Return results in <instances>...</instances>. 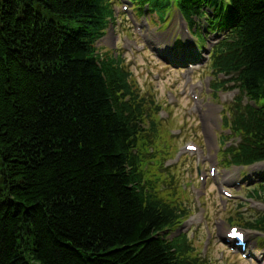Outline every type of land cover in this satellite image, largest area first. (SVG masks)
<instances>
[{
  "label": "trees",
  "instance_id": "16d2710c",
  "mask_svg": "<svg viewBox=\"0 0 264 264\" xmlns=\"http://www.w3.org/2000/svg\"><path fill=\"white\" fill-rule=\"evenodd\" d=\"M178 2L192 24L205 5L240 18L214 67L263 101L231 122L240 156L264 157V0ZM111 14L110 0H0V264H186L182 240L156 236L176 209L135 152L143 106L95 49Z\"/></svg>",
  "mask_w": 264,
  "mask_h": 264
},
{
  "label": "rangeland",
  "instance_id": "374dc122",
  "mask_svg": "<svg viewBox=\"0 0 264 264\" xmlns=\"http://www.w3.org/2000/svg\"><path fill=\"white\" fill-rule=\"evenodd\" d=\"M133 8H138L137 5H134ZM164 19L168 16V12H163ZM121 20L127 21V15L122 13L121 14ZM160 23V21H159ZM168 22H165L163 25V28H167ZM119 27V25H118ZM121 30H118L119 28H116L119 32H114L112 29H109L107 34L101 38V40L98 42V46L102 47V50H110L113 54L116 51L115 43L118 41L117 35L121 36L120 34L124 31L125 25L122 24ZM129 31V30H127ZM168 38L172 37L174 34V30H168ZM167 37V36H166ZM122 38V37H121ZM169 43V40H168ZM129 62V65L125 62V67L131 72V80L135 82V85L138 86L141 90L144 89L146 94H152V100H155L157 98L163 97L164 93H166V90L169 89V84H162L157 83L155 81V78L150 77V73L145 71V67L147 66V62L145 63L142 58H136V55L129 56L125 59ZM124 60V61H125ZM153 60L154 62H151ZM155 59L150 55V64L153 66L156 65ZM165 68V67H163ZM161 68V71L164 72L165 70ZM159 72V70H154V73ZM154 75V74H152ZM204 90L200 92V90H197L198 95H200L199 101L201 103L208 104L205 109H208L209 113L216 114L217 110L220 109V103L222 102V97H226L227 101L231 98L227 97V92H222L216 97L214 95H210L209 91H207V87L205 84L204 77H199ZM198 84L195 85L197 88L199 83V79L196 80ZM165 85V86H162ZM143 91V90H142ZM157 91V93L155 92ZM168 94H171V91H167ZM177 96L178 93L175 92ZM172 99V98H171ZM178 99L175 101V103H169L168 98H165V101L161 102V110L166 114H164V120L161 124L160 132H158V124L156 132L149 134L148 138L150 139V143L156 148L161 142H163L164 148H166L168 151L173 152L180 146V152L185 151L184 150V143L185 142H195L198 144H201L202 147H204L205 155H209L212 159L213 156H215L216 152V137L215 133L208 130V122L206 119V124L204 127V124L201 120L200 124L197 125L198 116L197 113L194 110L195 103L192 101L189 97V93L187 92H181ZM158 100V99H157ZM173 100V99H172ZM159 101V100H158ZM182 101V102H181ZM158 103V104H160ZM160 116V114H159ZM169 116L170 120L169 121ZM155 121V120H154ZM173 122V123H172ZM217 122H218V113H217ZM156 123V121H155ZM179 125V126H178ZM181 127V128H180ZM199 129L201 130V133L199 132ZM214 130H218L214 129ZM181 131V133H178ZM175 133H178L175 135ZM162 135V136H161ZM175 138V139H174ZM176 144H175V141ZM210 144L213 145V148L210 147L207 148ZM165 151V150H164ZM166 153V151H165ZM176 153V152H175ZM187 157V159H186ZM186 157H181L183 159V163L181 165L180 172L176 171V173H180L181 177H183L184 182L187 183L186 178L189 176V172L192 173L193 178H195L196 173L194 170V159L191 158L189 155H186ZM162 158V155L159 156V160ZM177 158V157H176ZM164 165L168 166L169 164L173 163L172 159L165 158L163 160ZM190 167V168H188ZM205 167H208V163L205 165ZM160 173V172H159ZM172 173V172H171ZM232 175L238 177L237 173L235 171L230 172ZM225 170L218 168V174L215 178V181L213 184L208 186L204 192L203 186H201L200 183L197 182L195 179V182L202 187V191L199 193L200 197H197L194 190L191 188L189 189L187 187V190L182 191L180 190L183 185H179L174 190L176 193L177 190L179 193H177V198L180 201L181 205L184 207H187L190 209L192 213V217L189 219L191 225L186 224L183 229H190L192 227V231L190 232V238H191V244L194 245L200 252L205 253V251L208 252V258L216 262V264H252L249 261L248 262H240L238 261L234 256L229 255L226 248L224 246H221L219 244V238L221 237V234L224 233V231L228 228V217H235L234 211H239L241 213H245L247 217H250L251 219L256 218L259 211H261L257 205L256 202L250 201V207L253 206V210H249L244 207L238 208L237 202L239 198H234L232 201H224L221 198V195L219 193H216L217 186L219 185L217 182H222V179L224 178ZM191 180H189L188 185L190 187ZM162 185V182H160ZM218 184V185H217ZM244 186V183H242ZM247 186V185H246ZM199 188V187H198ZM169 190L171 191V187L169 185ZM242 191L241 188L235 189L234 192H240ZM175 196V194H174ZM241 202L243 200H240ZM246 209V210H245ZM246 217V218H247ZM259 236L258 234L254 235ZM218 239V240H217ZM209 248L207 249V247Z\"/></svg>",
  "mask_w": 264,
  "mask_h": 264
},
{
  "label": "bare ground",
  "instance_id": "6f19581e",
  "mask_svg": "<svg viewBox=\"0 0 264 264\" xmlns=\"http://www.w3.org/2000/svg\"><path fill=\"white\" fill-rule=\"evenodd\" d=\"M264 261V260H263Z\"/></svg>",
  "mask_w": 264,
  "mask_h": 264
}]
</instances>
